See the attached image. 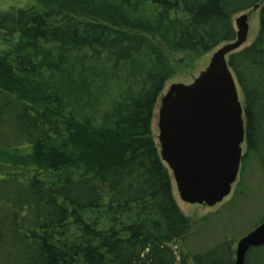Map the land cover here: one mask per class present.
Listing matches in <instances>:
<instances>
[{"label":"trees","instance_id":"16d2710c","mask_svg":"<svg viewBox=\"0 0 264 264\" xmlns=\"http://www.w3.org/2000/svg\"><path fill=\"white\" fill-rule=\"evenodd\" d=\"M14 1L0 0V150L31 147L42 159H0V264H144L156 240L189 233L150 134L173 67L148 33L204 53L234 40L233 16L261 4L256 39L227 60L244 158L264 175V0H84L96 8L82 20ZM234 257L223 239L191 261ZM244 264H264V245Z\"/></svg>","mask_w":264,"mask_h":264},{"label":"water","instance_id":"95a60500","mask_svg":"<svg viewBox=\"0 0 264 264\" xmlns=\"http://www.w3.org/2000/svg\"><path fill=\"white\" fill-rule=\"evenodd\" d=\"M234 26L235 39L222 43L191 83H173L160 98L159 156L179 198L187 203L213 206L220 202L239 171L244 109L227 58L246 40L247 15L236 17ZM259 245H264V221L236 241L232 264H244L248 250Z\"/></svg>","mask_w":264,"mask_h":264},{"label":"rangeland","instance_id":"374dc122","mask_svg":"<svg viewBox=\"0 0 264 264\" xmlns=\"http://www.w3.org/2000/svg\"><path fill=\"white\" fill-rule=\"evenodd\" d=\"M12 3H35L49 12H54L56 14L55 18L60 16L75 17L80 20L86 13L90 12L91 8L93 11L96 8V4L88 5L84 0H17ZM260 6L261 4L256 9L250 8L233 16L234 23V19L239 15H247V36L239 48L256 39L260 27ZM146 36L152 44L162 49L173 67V73L165 81L164 87L152 109L150 134L158 145L157 121L161 96L173 83H191L205 69L212 54L222 44L204 53L177 52L167 47L158 36L149 33ZM51 45L46 44V46ZM238 94L241 101L239 88ZM7 139L8 135L2 133L0 135V145L7 144L9 142ZM241 148L242 157L239 171L231 186V191L213 206L182 201L171 175L170 180L174 199L179 209L189 218L190 231L185 238L170 241L156 240L154 242L156 248L146 250L148 257H144V264H192L191 255L203 253L223 239L230 241L232 249L235 250L236 241L258 224L264 214V203L262 201L264 175L253 159L250 157L244 158L245 142L241 144ZM0 159L34 166L41 162L42 157L31 147H21L12 151L0 150Z\"/></svg>","mask_w":264,"mask_h":264}]
</instances>
